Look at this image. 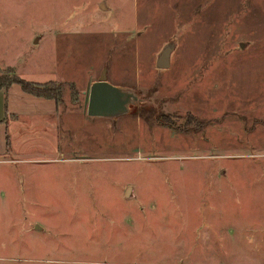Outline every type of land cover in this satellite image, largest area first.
Masks as SVG:
<instances>
[{
	"label": "rangeland",
	"instance_id": "rangeland-1",
	"mask_svg": "<svg viewBox=\"0 0 264 264\" xmlns=\"http://www.w3.org/2000/svg\"><path fill=\"white\" fill-rule=\"evenodd\" d=\"M163 38L185 61L154 71ZM58 56L85 66L82 87L105 63L136 75L139 100L107 136L77 121L75 149L8 120L0 264L255 263L207 246L264 235V0H0L3 81L56 79Z\"/></svg>",
	"mask_w": 264,
	"mask_h": 264
},
{
	"label": "crops",
	"instance_id": "crops-1",
	"mask_svg": "<svg viewBox=\"0 0 264 264\" xmlns=\"http://www.w3.org/2000/svg\"><path fill=\"white\" fill-rule=\"evenodd\" d=\"M214 1V0H212ZM163 38L161 43L157 46V49L154 52L153 59H152V69L158 70V71H164L169 70L172 67V63H176V60H181L182 62L185 61V57L177 56L174 57L172 53H174V45L172 46L168 40H164ZM38 41V40H37ZM38 43V42H36ZM40 43V40H39ZM65 46V45H63ZM170 48L169 53V59H168V66L167 67H158L157 61L159 58L160 53L162 50L166 47ZM117 47V45L115 46ZM50 59V57H49ZM57 59H60V67L59 63H56V67L58 69L57 76H54L56 79L50 78L48 81H35L33 83L37 84H44L46 82L50 81H59L63 83V95L62 100L59 102L56 99L53 98H47L43 96H38L29 92H26L23 87L18 83H13L7 88L0 89V154L3 155L8 148L9 141L11 142L8 127L9 123L8 120H13L14 122L12 125L18 127L22 124L19 123L21 120L26 121L27 125L26 130L24 132H31L32 129L39 130L43 134H50V133H58L59 130L63 132V135L65 139L62 141L64 142L67 138L74 139L73 147L75 149V145L77 142L80 141L78 138L81 134L79 133L80 124L77 123V121L82 120L83 117L86 119V132L90 131V129H100V132L98 135L102 134L103 136H107L109 133H113V131H116L115 127L117 126V120H122L125 114L119 117H102V116H90L88 114V106L89 101L82 102V98H87V91L89 87L91 88L92 84L99 80L103 74L107 77V80L117 86H120L127 90L135 91L139 88L135 87L136 84L140 83L137 80V76L135 75V83H117L113 81L111 78H109V64H103L101 67L100 73L93 76H88L87 78V86H81L79 84V79H82L84 75H86V71H83L81 75L78 74L79 71H81L85 66L80 67V65H76V63L71 64V59H64L62 62V56H58ZM56 59V60H57ZM197 63L193 66L196 72H202L203 70L210 69L212 67L211 62L215 61V57L212 56H198ZM190 62L193 59L188 58ZM59 62V61H57ZM72 65V68H71ZM3 66V63L2 65ZM10 66V65H6ZM13 67V66H11ZM4 68V67H3ZM14 68V67H13ZM79 69V70H78ZM16 71V70H15ZM0 69V73H1ZM22 75L24 77H30L29 79L33 80L34 77L31 76H25L23 73ZM23 76L20 75L21 78ZM87 76V75H86ZM78 77V78H77ZM133 78V77H131ZM25 79V78H24ZM91 79V80H89ZM32 82V81H31ZM74 83L77 89H83L81 94L79 93V100L76 102L72 101V95H70V84ZM155 83L151 80H147L144 82V86L154 85ZM68 88V89H66ZM136 92V91H135ZM83 96V97H82ZM90 96V94H89ZM123 120H126L125 118ZM128 120V117H127ZM17 121V122H16ZM19 121V122H18ZM60 121V123L58 122ZM126 122V121H125ZM104 126H106V130H108L113 127V129L108 130L111 132H104ZM51 131V132H50ZM50 132V133H49ZM117 132V131H116ZM77 137V138H76ZM71 141V140H70ZM70 147V148H71ZM263 233V232H262ZM235 234V235H234ZM237 234L242 235V233L230 230L227 235H231L229 238L224 237V239H221L219 237H214L213 241L210 243L207 248V252H222L227 254H252L256 256V262L252 263H245V264H264V235L256 236L257 240L254 241L253 246L249 241L244 242L241 238L238 239ZM242 237V236H241ZM224 248L225 251H221L220 249ZM263 255V258H261ZM262 259V260H261Z\"/></svg>",
	"mask_w": 264,
	"mask_h": 264
},
{
	"label": "water",
	"instance_id": "water-1",
	"mask_svg": "<svg viewBox=\"0 0 264 264\" xmlns=\"http://www.w3.org/2000/svg\"><path fill=\"white\" fill-rule=\"evenodd\" d=\"M170 47L159 55L158 67L168 66ZM135 91L124 89L107 80L105 75L95 81L90 88L88 114L90 116L119 117L128 114L131 105L138 101Z\"/></svg>",
	"mask_w": 264,
	"mask_h": 264
},
{
	"label": "trees",
	"instance_id": "trees-1",
	"mask_svg": "<svg viewBox=\"0 0 264 264\" xmlns=\"http://www.w3.org/2000/svg\"><path fill=\"white\" fill-rule=\"evenodd\" d=\"M13 83H18L20 84L23 89L26 92L38 95V96H43L47 98H53L56 99L57 101L60 100L61 98V93H62V83L61 82H47L44 84H37L33 83L31 81L25 80L21 77L16 76L14 79L7 80L3 77H0V89L2 88H7Z\"/></svg>",
	"mask_w": 264,
	"mask_h": 264
}]
</instances>
